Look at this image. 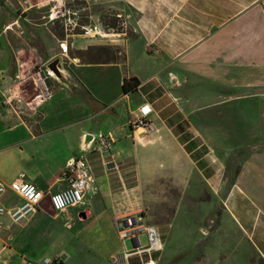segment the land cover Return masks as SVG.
I'll use <instances>...</instances> for the list:
<instances>
[{"label":"crops","instance_id":"0c3cea01","mask_svg":"<svg viewBox=\"0 0 264 264\" xmlns=\"http://www.w3.org/2000/svg\"><path fill=\"white\" fill-rule=\"evenodd\" d=\"M65 1L0 0V124L21 130L12 144L0 146V180L50 194L65 186L67 161L82 154L96 191L84 195L75 216L84 212L97 221L95 240L103 245L101 225L112 231L118 244L107 250L108 262L129 247L112 217L142 208L140 181L193 176L190 194L202 180L220 219L233 224L264 264V0H81V9L113 10L128 31L105 30L95 19L92 25L108 38L86 40L65 23ZM56 55L60 78L53 80L41 66ZM188 76L192 85L179 91ZM130 78L137 84L124 93L121 83ZM28 81L35 96L43 86L47 95L34 96L27 109L12 107L10 91L23 94ZM142 104L150 108L149 131L130 124ZM95 118L105 125L98 135L113 136L109 151L98 155L92 142L87 153L74 155L82 136L93 135L81 124ZM153 153L159 154L154 160ZM91 154L99 157L93 164ZM19 201L12 192L0 194L5 207ZM37 211L44 213L37 209L23 222L0 218V264L53 256L63 264L56 254L33 256L27 249L28 217Z\"/></svg>","mask_w":264,"mask_h":264},{"label":"rangeland","instance_id":"374dc122","mask_svg":"<svg viewBox=\"0 0 264 264\" xmlns=\"http://www.w3.org/2000/svg\"><path fill=\"white\" fill-rule=\"evenodd\" d=\"M64 6L71 16L65 15V23L67 19L72 20V17L76 20V25L73 26L74 32H81L80 25H92L95 19L106 30L109 27L104 23L109 16L114 17L113 10L108 8L90 6L81 9V0H66ZM57 25V30L63 29L62 22H57ZM70 25L67 23V26ZM112 28L122 29L125 34L128 33L127 29L121 26L118 17H114ZM53 30L56 29L53 27ZM79 35L81 37H77L78 40L91 39L80 33ZM115 49L117 50L118 46ZM29 81L22 85L23 94L16 96L15 91H10L14 95L10 100L12 107L21 106L27 109L33 103L35 86L30 85ZM191 82L189 77L179 91H187L192 85ZM68 117L66 114L60 119ZM81 126H87L86 129L92 132L93 136L98 135V131L105 128L101 121L97 123L96 118L85 120ZM20 131L19 127L11 130L0 124V146L12 144L18 138ZM115 139L117 141V135ZM80 152L87 153V151ZM73 154H77V149ZM152 155L153 160L159 156L154 153ZM87 158L93 164L99 157L97 154H91L87 155ZM192 177L188 180L189 185L187 180L173 181L156 175L140 181L144 221L156 226L161 240L159 252L152 255L155 264H260L256 254L233 224L224 217L220 219L218 206L205 191L202 180L196 181V194L194 196L190 194ZM2 196L4 197L5 194ZM75 210V207H67L57 213L56 217H50L39 211L29 216L27 230L30 233V243L27 249L33 248V256L56 254L63 259V264H109L106 260L107 250L117 243L113 240L112 231L102 223L100 231L105 236V244L97 242L95 240L98 235L95 227L97 221L90 218L77 219ZM69 216H72L73 221L67 219ZM137 238L140 243H144L142 234ZM124 245L129 246L127 241H124ZM25 255L29 257V251H26ZM17 262L18 260L12 257L8 264H17Z\"/></svg>","mask_w":264,"mask_h":264},{"label":"built area","instance_id":"2783aa9c","mask_svg":"<svg viewBox=\"0 0 264 264\" xmlns=\"http://www.w3.org/2000/svg\"><path fill=\"white\" fill-rule=\"evenodd\" d=\"M71 24L68 28L76 25L72 20L67 19ZM82 36L88 38H104L103 31L93 25H80ZM65 48L61 47V50ZM45 86L36 94L35 98L47 95ZM150 108L146 104L138 107V114L130 124L133 128L149 131L152 128L147 115ZM114 139L111 133L106 132L93 136L92 151L102 156L107 153ZM90 143V144H91ZM65 186L58 191L48 194L49 203L54 212L64 210L67 207H80L84 202V195L94 193L96 185L94 178L88 171L85 158L82 154L70 158L66 163L64 175ZM5 191L14 193L20 201L12 206L0 204V218L6 216L11 222L17 223L29 214L39 209L38 204L44 195L41 190L28 182L17 179L11 181L0 180V194ZM112 225L120 241H127L128 248H123L120 252H115L108 257L110 264H126L127 260L135 259L133 264H153L152 253L158 252L161 248V240L158 230L154 224L144 221L141 207H136L127 212L115 213L112 217ZM142 234L144 243L138 241L137 236ZM145 255V257L143 256ZM36 264H60L58 257H42L35 261ZM21 264H33V261L21 258Z\"/></svg>","mask_w":264,"mask_h":264},{"label":"water","instance_id":"95a60500","mask_svg":"<svg viewBox=\"0 0 264 264\" xmlns=\"http://www.w3.org/2000/svg\"><path fill=\"white\" fill-rule=\"evenodd\" d=\"M68 17H71L69 12ZM60 68H61V57L60 55H56L53 58H51L49 61H47L44 65L41 66V71L43 74H45L50 79L60 78ZM93 139V135L90 134H84L82 136L81 144L79 148L77 149V152L80 151H86L89 148V145ZM39 209H41L45 214L53 216L54 211L50 206L49 203V197L48 194H44L42 198L40 199V202L38 204ZM87 216L86 213L80 212L78 214L79 219H85ZM196 242V239L195 241ZM150 264V263H147Z\"/></svg>","mask_w":264,"mask_h":264},{"label":"trees","instance_id":"16d2710c","mask_svg":"<svg viewBox=\"0 0 264 264\" xmlns=\"http://www.w3.org/2000/svg\"><path fill=\"white\" fill-rule=\"evenodd\" d=\"M114 17L109 16L107 22L104 23L109 28L113 27ZM137 81L134 78H130L129 80H123L121 83V91L122 92H129L135 89Z\"/></svg>","mask_w":264,"mask_h":264},{"label":"flooded vegetation","instance_id":"af4514ba","mask_svg":"<svg viewBox=\"0 0 264 264\" xmlns=\"http://www.w3.org/2000/svg\"><path fill=\"white\" fill-rule=\"evenodd\" d=\"M153 264H155V262H153Z\"/></svg>","mask_w":264,"mask_h":264}]
</instances>
